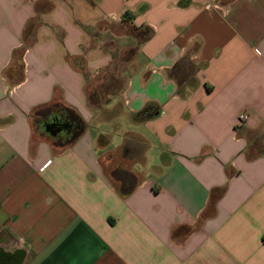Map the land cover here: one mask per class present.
<instances>
[{
    "label": "crops",
    "instance_id": "crops-1",
    "mask_svg": "<svg viewBox=\"0 0 264 264\" xmlns=\"http://www.w3.org/2000/svg\"><path fill=\"white\" fill-rule=\"evenodd\" d=\"M0 264H264V0H0Z\"/></svg>",
    "mask_w": 264,
    "mask_h": 264
},
{
    "label": "water",
    "instance_id": "water-1",
    "mask_svg": "<svg viewBox=\"0 0 264 264\" xmlns=\"http://www.w3.org/2000/svg\"><path fill=\"white\" fill-rule=\"evenodd\" d=\"M60 124H63L62 121L55 120L53 123H49L46 125V132L52 136L57 135L58 133L65 131L67 129V126L62 125L60 127Z\"/></svg>",
    "mask_w": 264,
    "mask_h": 264
},
{
    "label": "trees",
    "instance_id": "trees-1",
    "mask_svg": "<svg viewBox=\"0 0 264 264\" xmlns=\"http://www.w3.org/2000/svg\"><path fill=\"white\" fill-rule=\"evenodd\" d=\"M152 108L153 107H147L146 109L143 110L142 113L139 114V116H144V117H154V116H157L158 115V111L153 112L152 111ZM62 117L65 118L66 116H62ZM71 137H74V135L71 136Z\"/></svg>",
    "mask_w": 264,
    "mask_h": 264
},
{
    "label": "rangeland",
    "instance_id": "rangeland-1",
    "mask_svg": "<svg viewBox=\"0 0 264 264\" xmlns=\"http://www.w3.org/2000/svg\"><path fill=\"white\" fill-rule=\"evenodd\" d=\"M119 76V75H118ZM118 79H120V76L118 77ZM122 81H123V79H122ZM123 87V85L120 83V84H118V83H116L114 86H112V93L114 92V91H117V92H119L120 90H121V88ZM111 93V92H110ZM115 136V138H116V142H120V135H114ZM123 178H127L128 179V177L127 176H125V177H123Z\"/></svg>",
    "mask_w": 264,
    "mask_h": 264
},
{
    "label": "built area",
    "instance_id": "built-area-1",
    "mask_svg": "<svg viewBox=\"0 0 264 264\" xmlns=\"http://www.w3.org/2000/svg\"><path fill=\"white\" fill-rule=\"evenodd\" d=\"M248 117L246 116V115H242L241 116V121H244V120H246Z\"/></svg>",
    "mask_w": 264,
    "mask_h": 264
}]
</instances>
